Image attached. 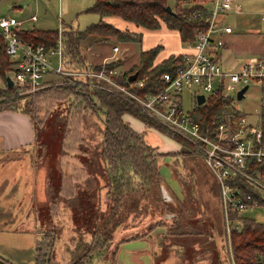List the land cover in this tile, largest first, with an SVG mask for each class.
<instances>
[{"label":"rangeland","instance_id":"1","mask_svg":"<svg viewBox=\"0 0 264 264\" xmlns=\"http://www.w3.org/2000/svg\"><path fill=\"white\" fill-rule=\"evenodd\" d=\"M200 1L201 0H184L181 3V7L186 8L196 6L203 2ZM92 3L93 0H0V14L18 19H25L36 14L37 21L34 24L25 23L23 26L24 31L30 30L34 27V29L39 31L57 32L59 28L58 19L62 22L63 31L68 29L81 31L88 25L97 23L100 20V17L96 14L83 12L86 8L91 6ZM169 5L173 8L174 2L169 1ZM240 8V15L230 14L227 17V24L233 31L229 37L230 40L228 39V42H232L230 43L232 47L229 45L227 50H221L220 53L224 56L222 62L226 65H234L236 63L232 60H238V63H240L248 58H259L264 62V9H258L257 13H253L252 15L247 13L243 5H241ZM143 39H145V37ZM152 40L153 39H148L149 42H152ZM169 42L171 46H175V50L178 49V45L173 38H170ZM146 44V40L144 43L142 41V44L118 43L114 39L100 41L95 36H88L80 44V55L88 64L98 65L97 62L99 59L110 54L112 50L111 48L115 45L119 48L118 54L124 59L122 63L118 64L117 70L127 72L130 69H135V66L138 63L139 53L143 50L142 48ZM88 59L89 61H87ZM108 62L110 61L105 63ZM69 67L70 66H65L67 70L72 71L73 69ZM46 81L47 83H44V86L36 90L14 88L11 94L13 100H9L6 103L19 106L26 111L35 124L38 135L41 133V136L44 138H42L43 141L47 144V146L41 147L38 143L34 142L32 148L28 150L29 153L27 154L29 155L18 154L23 155L22 158L26 160L27 157H30L33 162L40 165L41 170H43L42 172L45 183L47 181L46 178L48 177V167H52L53 172L57 170L63 187L61 193L62 195L67 196L69 192L74 194L75 187L77 185L83 186L86 181L85 179L88 178V171L84 166L83 158L85 159L89 154V151L96 146L95 143L99 140L100 135L96 133L97 127L95 126L96 121L94 122V117L90 115V112L87 109H85L83 102L73 100L68 105V94L64 92V90L67 88H76V85L78 84L76 80L69 75L61 74L48 76ZM0 90H5V83L1 77ZM228 94L233 96L232 92L228 91ZM257 95V88L251 85L246 91L245 100L234 101L233 105L236 108L243 109L247 112L252 111L253 106L257 107ZM0 100H2V97H0ZM194 104L195 99L192 90H183L182 105L184 108L188 110L192 109ZM5 105L6 104H2V106ZM66 110H68V115L65 120L61 114H64ZM125 114L126 113L123 115L125 116ZM57 116L66 122L64 124V130H59V128L57 129L54 127L55 118H57ZM248 116L249 121L256 120L255 115ZM123 119L133 123V121L127 116ZM52 124L53 129L55 128L54 136L49 135ZM145 126L148 128L150 127L146 124ZM153 129L156 130L154 127ZM157 131L162 132V134H159L152 129H145L143 132L144 140L155 147V149L152 150V153H167L176 152L178 149L180 150L179 153H168L164 156L156 157L157 171L160 179L157 186L158 189H156V195L151 198L147 207L142 209L143 213L139 211L137 214H132L131 216L139 217L142 215L144 217L145 215H148V213H152V217L159 219L161 221L160 223L165 225V229L168 232L173 230V232L178 233L174 228L183 229L185 227V234L187 235L186 240L188 242L190 240H199V237L193 235L195 233H200L202 235L200 238L205 240L210 234L214 239L211 238L210 242L212 241V245L207 250L195 252L189 246L186 248L185 254L191 257L195 262L193 264H200L199 262H203V260H207L209 264H235L232 256L231 243V234L234 230L230 232L231 247H228L227 236L224 232V218L220 206V196H218L219 191L216 180L205 166L201 153L191 150L188 142L182 138V136L167 131L166 129L165 131L157 129ZM59 146L62 148V153L60 154L59 152L57 153V148ZM15 154L16 153H10L7 158L2 156L3 160L0 161L8 162L13 160L17 157ZM4 159L9 160L4 161ZM54 174L55 173H53V176L55 177L56 175ZM123 175L129 180L128 184L134 185L139 183V177H134L132 174H128V170L124 172ZM259 178L264 182V176ZM91 181L93 182L95 180L91 179ZM102 183H104V181H102ZM72 184H74L73 188ZM162 187L170 193L172 197L171 200L162 198ZM42 196V202L39 203L34 210L36 212V221L31 228L32 230L28 233L24 232V236H21L23 234L20 233L23 232H20L22 230H19L20 225H22L20 224L19 229L17 230L18 234L13 235V238L15 239L11 240V243L7 240H4L3 242L0 241V257L11 264H34V249L36 245L35 242H37L36 240L39 238L38 235H40V232L44 229H49L51 227L59 229L60 224H62V231L66 227H68V230L61 233L58 243L53 251V260L51 261V264H68V246L72 244L70 237L73 234V221L70 220V212L63 206L61 201L53 204L54 208L52 210H48L49 202L46 200L45 193L42 192ZM102 199H104V193L102 194ZM162 200L166 203H163ZM217 202L220 206V210L217 206ZM45 206H47V208H43ZM177 208H179L182 213L184 210L185 219L191 220L194 223L185 224L186 226L183 224L170 226L168 229L169 223L164 224L163 220L160 219L162 217H160L161 215H159V213H166L168 212V209ZM207 208L213 210L212 213L214 214L211 215V221L213 222L214 227L211 226L210 220L205 217V212H203V209ZM54 211H57V213ZM53 212L54 215L58 214L55 219H53L52 216ZM202 212L203 217L197 218V214ZM218 212H220V214ZM5 214H7L6 209ZM244 216L264 222V203L259 204L251 210L243 211L240 218L235 221L240 227L242 226V217ZM129 218L131 217L129 216ZM129 218L125 223L129 221ZM210 227L213 229L212 232L215 233V236L211 235V232H208ZM7 229L8 225L2 226L4 233ZM13 232L14 231H11L10 233ZM169 234H172V232H169ZM3 235L5 236V234ZM82 235L84 239H88L87 234ZM16 236L18 237L16 238ZM216 237L222 241L221 251L219 249L220 245L218 239L215 240ZM166 238L168 237L165 236V239ZM158 242L161 246L160 250L163 249L164 253H162V256L158 255L157 258H162L164 255V257L167 258L168 255L172 254V251H178L177 248H175L177 244L170 247L167 246L168 244H163L165 243L164 239H161ZM115 248L116 247L112 241L107 252L99 257H103V259L107 260L110 264H120L119 262L115 263V260L110 257L111 251ZM122 252L123 254L121 253L120 259L127 264L129 262L133 263L138 259V256L142 254L139 253L132 255L124 250H122ZM95 260H99L97 256H94L89 264L96 263L97 261ZM97 264L102 263L98 262ZM153 264L155 263L153 262Z\"/></svg>","mask_w":264,"mask_h":264},{"label":"trees","instance_id":"2","mask_svg":"<svg viewBox=\"0 0 264 264\" xmlns=\"http://www.w3.org/2000/svg\"><path fill=\"white\" fill-rule=\"evenodd\" d=\"M169 1L174 2L173 8L169 5ZM183 1L93 0L92 5L83 12L96 14L100 20L81 31L68 29L63 32L64 65L78 71L109 70L118 67L117 61L98 65L85 62V59L80 55V44L88 36H95L100 41L114 39L118 43L140 44V33L121 31L104 22L102 20L104 17H119L123 21L145 30H158L161 25H164L167 29L178 33L183 45L191 42L195 27L199 23L193 18V15L202 8L199 5L182 8ZM167 6L171 7L173 13L166 11ZM18 35L26 42L43 44L45 47L53 46L56 38L55 31H39L33 28L20 31ZM160 50L161 46L157 45L146 51H141L135 69L122 72L123 75L119 81L125 83V77L128 78L137 72L138 76L147 75L145 87L141 92L160 88L159 79L162 74L173 75L178 68L185 64L184 55L169 56L158 64H154V59ZM10 68L8 58L0 48V77L5 83V90H0V97H2L0 110L24 111L19 106L6 103L13 100L11 94L14 87H7L5 81L6 72ZM64 92L68 94V105L73 100L83 102L85 109L94 117V122L96 121V133L100 135V138L86 158H83L84 166L88 171V178L85 179L83 186L77 185L74 194L62 195L60 175L57 170L53 172V168L48 167V177L46 183L44 182L43 193L49 202L48 210H52L53 204L61 201L70 212V220L73 221V234L70 237L72 244L68 246V264H89L94 256H103L107 252L115 229L124 224L132 214H137L139 211L143 213L142 209L146 208L151 198L155 196L156 187L160 182L156 157L178 152L152 153L155 147L144 140L141 132L132 129L122 115L128 113L146 125L162 129V131H165L166 128L119 95L91 88L85 84H77L76 88H67ZM230 103L229 96H224L220 92L211 94L202 104H194L191 109V118L204 128L212 118L221 121L225 106ZM2 104L6 105L2 106ZM64 114L61 115L66 120L68 110ZM65 123L57 116L54 127L64 130ZM261 126L264 130V111L261 112ZM33 129L35 142L41 147L47 146L43 141L42 134L39 132L40 135H38L34 123ZM54 129L52 124L49 135L54 136ZM58 152L62 153L60 146L57 148ZM252 169L264 175V163H259ZM127 170L128 174L139 177L138 184H128L129 180L123 175ZM91 179L95 181L92 182ZM101 181L104 183L101 184ZM103 193L104 199H102ZM256 198L258 204L264 203V199L258 196ZM43 208H47V206ZM59 226V229L51 227L40 232L34 249V264H51L53 251L61 233L68 230L66 227L62 231V224ZM82 234H87L88 239H84ZM181 234H185V232ZM231 243L235 264H264V222L256 221L251 217H242L241 229L232 232ZM114 254L115 249L111 251L110 257L113 258Z\"/></svg>","mask_w":264,"mask_h":264},{"label":"built area","instance_id":"3","mask_svg":"<svg viewBox=\"0 0 264 264\" xmlns=\"http://www.w3.org/2000/svg\"><path fill=\"white\" fill-rule=\"evenodd\" d=\"M198 5L202 10L193 15L199 22L198 26L195 27L193 40L184 45L187 49L185 64L173 75L162 74L160 88L156 90L141 92L147 81L146 75H137L132 83L125 77V83H121L119 79L123 73L117 68L67 70L60 19L54 45L45 47L43 44L26 42L18 35V32L24 31L25 23L34 24L37 21L36 14L25 19L0 14V48L11 67L6 76L16 89L36 90L47 83L48 76L69 75L78 84L119 95L167 131L182 136L191 150L201 153L205 166L217 182L224 232L228 247H231L230 232L241 229L235 221L243 211L259 205L257 196L264 199V182L259 178L264 175L252 169L264 163V130L261 126L264 62L259 58H248L224 66L219 51L225 45L223 36L232 33L225 19L228 13L239 12L240 6L235 0H207ZM112 51V61L116 62L118 48L113 47ZM251 85L258 90L257 107L253 106L252 111L248 112L236 108L234 101H244ZM245 87L242 97L238 99V91ZM183 90H192L196 104V94H203L206 100L207 96L217 92L229 96L231 103L225 106L221 121L212 118L202 128L191 118V109H185L182 105ZM248 115H255L256 120L249 121Z\"/></svg>","mask_w":264,"mask_h":264},{"label":"crops","instance_id":"4","mask_svg":"<svg viewBox=\"0 0 264 264\" xmlns=\"http://www.w3.org/2000/svg\"><path fill=\"white\" fill-rule=\"evenodd\" d=\"M235 3L238 4L240 7L243 5L247 11V13L252 14L257 13L258 9H264V0H235ZM240 11L230 12L228 13L227 17L230 14L240 15ZM227 17H226V24H227ZM102 20L106 23H109L116 27L121 31H129L133 33H140L141 34V44L142 41H147V44L142 48L141 51H146L150 48H153L160 44L161 50L158 52L154 59V64H158L162 60H165L169 56H177V55H185L187 53V49L185 46L180 42L179 35L174 30L167 29L164 25L158 30H145L139 27L134 26L131 23L123 21L119 17H104ZM228 25V24H227ZM34 29V27H32ZM79 31V30H78ZM257 31V30H255ZM233 32V31H232ZM232 34V33H231ZM224 35L223 39L225 45L222 49L227 50L230 43L228 42L230 39V35ZM145 37V39H143ZM170 38L174 39L176 44L178 45V49L175 50V46H171ZM148 39H153L152 42H149ZM229 39V40H228ZM232 47V45H230ZM113 47H117L113 45ZM112 47V48H113ZM111 48V49H112ZM221 49V50H222ZM219 51V58L223 59L224 56ZM119 48L115 56L117 57V62L122 63L123 57L119 54ZM113 51L111 53L103 56L97 62L98 64H103L107 61H112ZM89 61V59L87 60ZM234 63H238V60H232ZM100 62V63H99ZM102 62V63H101ZM223 63V62H222ZM224 64V63H223ZM233 64V63H232ZM224 66H230L224 64ZM127 114V115H126ZM125 116L129 117L133 123L126 120L129 126L137 132H141L143 134L145 129H152L159 134L162 132L157 131V129H153V127H146L145 124L140 120L135 118L134 116L126 113ZM122 116L123 118L125 117ZM35 142V133L33 129V121L28 113L20 110L14 109H2L0 110V160L2 161V156L7 158L8 154L16 153L17 156L15 159L10 160L8 162H1L0 161V241L7 240L11 243V240H14L13 235H17L19 225L20 229L22 230L20 234L24 236V232L31 231L32 227L35 224L36 218L34 211L36 206L42 202V192L44 188V177H43V170L39 164L33 162L30 157L23 159V155H29V149L32 148ZM179 146V144H178ZM179 150H176V152ZM18 153H21L20 155ZM21 158V159H20ZM9 159H4L7 161ZM217 184V182H216ZM74 184H72L73 188ZM218 187V185H217ZM63 188V187H62ZM69 192L68 194H70ZM219 196V193H218ZM163 198V195H162ZM164 199V198H163ZM45 202V201H44ZM197 203V202H195ZM218 208L220 207L217 202ZM5 209L7 210V214H5ZM220 210V208H219ZM205 212V217L210 220L211 226H213V222L211 221V215L214 213L213 210L210 208L203 209ZM203 212L197 214V218L203 217ZM57 213V211L55 212ZM220 214V212H218ZM152 213H148L144 217L141 215L139 217L131 216L129 221L119 227H117L113 233V243L115 245V254L113 256V260L115 263L119 262L120 264H127L124 263L120 259L121 253L123 254L122 250L127 251V253L136 255L142 253L138 256L133 263L129 262L128 264H193L195 263L190 256H187L186 248L189 246L195 252L207 250L211 247L212 241L210 234L208 235L207 239L200 238L202 235L193 234L194 236L199 237V240L196 241H187V235L181 234L185 232V227L183 229L174 228L177 230L178 233L169 234V232L165 229V225L160 223L159 219L153 218ZM160 218L163 220L164 224H168V229L170 226H175L179 224H192L191 220L185 219V212L183 210L179 211V213H171V212H160ZM243 215V214H242ZM53 219H55L58 214L54 215L53 212ZM245 217V216H244ZM195 218V219H197ZM258 221V220H256ZM263 222V221H259ZM197 223V222H196ZM8 225L7 231L2 230V226ZM147 226V227H146ZM186 226V225H185ZM146 227V229H145ZM214 227V226H213ZM215 229V228H214ZM200 230V229H198ZM14 231L13 233H10ZM149 231V232H148ZM213 229L210 227L208 232H211V235L215 236V233L212 232ZM201 232V231H198ZM166 233V234H165ZM5 234V236L3 235ZM208 234V233H207ZM12 236V237H10ZM39 236V235H38ZM165 236L168 237L165 239ZM217 236V233H216ZM18 236H16L17 238ZM164 239L165 244L167 246H174L175 244L178 251H172L168 257H159L158 255L162 256L164 250H160L161 246L159 244V240ZM214 239V238H212ZM218 237L215 238L217 240ZM189 240V239H188ZM37 241V240H36ZM220 251L221 248V239L219 240ZM214 242V241H213ZM36 243V242H35ZM174 248V249H175ZM180 250V251H179ZM178 252V253H177ZM98 257V261L94 264L102 263V264H110L107 260H104L103 257ZM140 257V259H139ZM102 259V260H101ZM200 264H209L207 260H203V262H199Z\"/></svg>","mask_w":264,"mask_h":264},{"label":"water","instance_id":"5","mask_svg":"<svg viewBox=\"0 0 264 264\" xmlns=\"http://www.w3.org/2000/svg\"><path fill=\"white\" fill-rule=\"evenodd\" d=\"M165 9H166V11L168 13H173L169 6H167ZM136 76H137V72H135V73L131 74L130 76H128V79H127L128 82H130V83L133 82L136 79ZM5 81H6V86L7 87H12V82H11V79L9 77L6 76L5 77ZM245 89H246V87L243 88L242 90L238 91V93H237V98L238 99H240L242 97L243 91ZM204 101H205V97H204L203 94H201V93L200 94H196V102H197V104H202ZM101 184H102V181H101ZM162 194H163V198L164 199H166V200L167 199L168 200L172 199L170 193L164 187H162ZM0 264H11V263H9L8 261H6V260H4V259H2L0 257Z\"/></svg>","mask_w":264,"mask_h":264},{"label":"flooded vegetation","instance_id":"6","mask_svg":"<svg viewBox=\"0 0 264 264\" xmlns=\"http://www.w3.org/2000/svg\"><path fill=\"white\" fill-rule=\"evenodd\" d=\"M156 189H158V188L156 187ZM155 195H156V194H155ZM162 201H163V200H162ZM163 203H166V202L163 201ZM165 205H166V204H165ZM167 211H168V212H171V213H173V212H174V213H179L180 209H179V208H177V209H170V210L168 209ZM122 225H123V224H122ZM120 226H121V225H120ZM118 227H119V226H118Z\"/></svg>","mask_w":264,"mask_h":264},{"label":"bare ground","instance_id":"7","mask_svg":"<svg viewBox=\"0 0 264 264\" xmlns=\"http://www.w3.org/2000/svg\"><path fill=\"white\" fill-rule=\"evenodd\" d=\"M137 77V76H136ZM128 79V78H127ZM128 81V80H127ZM135 81V80H134ZM130 83V82H129ZM132 83V82H131Z\"/></svg>","mask_w":264,"mask_h":264}]
</instances>
